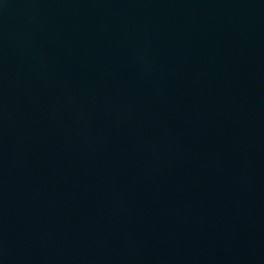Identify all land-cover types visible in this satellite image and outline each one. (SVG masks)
I'll use <instances>...</instances> for the list:
<instances>
[{
    "label": "water",
    "instance_id": "1",
    "mask_svg": "<svg viewBox=\"0 0 264 264\" xmlns=\"http://www.w3.org/2000/svg\"><path fill=\"white\" fill-rule=\"evenodd\" d=\"M0 264H264V0H0Z\"/></svg>",
    "mask_w": 264,
    "mask_h": 264
}]
</instances>
